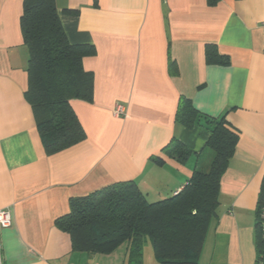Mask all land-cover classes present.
<instances>
[{"label": "crops", "instance_id": "crops-1", "mask_svg": "<svg viewBox=\"0 0 264 264\" xmlns=\"http://www.w3.org/2000/svg\"><path fill=\"white\" fill-rule=\"evenodd\" d=\"M55 2L69 42L96 49L83 60L94 75L93 100L72 101L86 137L62 152H46L26 99L25 0H0V210L12 217L1 233L3 264H101L97 253L75 251L70 235L57 227L74 199L135 181L157 202L209 164L210 133L176 121L182 97L204 115L226 117L239 133L199 264H257L264 0H220L213 7L207 0ZM210 45L230 57V64H208ZM117 103L127 106V117L114 116ZM174 138L191 152L184 163L163 152ZM121 247L101 255L128 264L129 249L123 253Z\"/></svg>", "mask_w": 264, "mask_h": 264}, {"label": "trees", "instance_id": "trees-1", "mask_svg": "<svg viewBox=\"0 0 264 264\" xmlns=\"http://www.w3.org/2000/svg\"><path fill=\"white\" fill-rule=\"evenodd\" d=\"M219 1L207 0L212 7ZM21 28L30 51L26 99L46 152L56 154L86 137L72 101L93 100L94 75L84 69L83 60L94 56L96 49L69 42L55 0H25ZM206 61L226 66L230 57L210 45ZM176 121L184 128L197 125L210 133L208 147L213 156L209 170L195 169L180 191L157 202H150L135 181L117 182L74 199L70 213L56 224L70 235L75 251L108 254L128 242V264H143L144 243L149 238L159 264H199L208 225L219 204L221 178L235 152L239 133L226 117L204 115L187 97L179 102ZM163 152L182 163L191 154L177 138ZM154 160L165 164L161 157ZM262 206L264 178L257 213ZM259 246L260 252L261 241Z\"/></svg>", "mask_w": 264, "mask_h": 264}, {"label": "built area", "instance_id": "built-area-1", "mask_svg": "<svg viewBox=\"0 0 264 264\" xmlns=\"http://www.w3.org/2000/svg\"><path fill=\"white\" fill-rule=\"evenodd\" d=\"M115 117H127V106L124 103H117L113 110ZM12 217L9 210H0V264H3L2 230L10 227ZM257 230L262 243V250L257 264H264V206L257 213Z\"/></svg>", "mask_w": 264, "mask_h": 264}, {"label": "rangeland", "instance_id": "rangeland-1", "mask_svg": "<svg viewBox=\"0 0 264 264\" xmlns=\"http://www.w3.org/2000/svg\"><path fill=\"white\" fill-rule=\"evenodd\" d=\"M210 153L213 156L212 151L210 150ZM212 160V157H210ZM210 160V162H211ZM210 168V163L203 166L201 168H199V170L207 172ZM190 179V178H189ZM122 246L120 249L122 250L121 252L124 253V251L126 250V248L128 247V242L122 243L119 245V247ZM118 247V248H119ZM118 254L120 253L119 251L117 252ZM97 260L101 263V264H115L114 261L115 259H110L108 256L106 255H101L98 254L97 255ZM143 264H159L158 261L156 260L155 257V253H154V249H153V245H152V241L148 238L146 240V242L144 243V248H143ZM116 262V261H115ZM117 263V262H116Z\"/></svg>", "mask_w": 264, "mask_h": 264}]
</instances>
